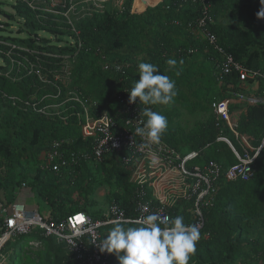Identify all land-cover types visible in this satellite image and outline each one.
<instances>
[{"label":"trees","instance_id":"obj_1","mask_svg":"<svg viewBox=\"0 0 264 264\" xmlns=\"http://www.w3.org/2000/svg\"><path fill=\"white\" fill-rule=\"evenodd\" d=\"M157 3L158 0L148 5L155 7L136 13H131V3H127L122 11H105L102 16L92 14L76 22L75 29L83 46L78 51L74 46L56 49L47 39L41 44L29 36L23 40L15 37L11 41L29 50L37 46L38 51L46 54L40 55L41 60L37 62L41 70L49 68L59 72L64 66L62 55L76 51L77 59L69 73V79L72 77L69 90L81 94L85 101L96 103L92 111L94 117L103 110L115 114L121 109L116 97L129 95L134 83L138 82V65H155L159 69L157 74L167 75L175 82L178 95L170 105L141 104L140 110L147 107L166 117L168 128L162 141L177 153L198 152L195 165L202 167L213 161L226 170L237 161L228 146L216 139L225 135L238 151L239 146L227 129L220 133L211 104L214 100L228 98L229 91L239 89L235 74L223 75L217 68L219 55L199 34L198 22L206 18L205 28L214 34L216 44L236 63L264 74V20L256 18L260 0H205L206 6L195 0ZM15 6L17 14L29 27V33L46 31L63 37L65 33L60 27H69L50 21L41 11L20 4ZM134 8L137 9L135 2ZM18 53L35 61L24 52ZM168 59L177 61L170 71L166 64ZM2 71L3 66H0V99L2 94L19 99H40L56 93L54 88L40 84L36 77L22 73L19 81H15ZM60 87L63 93L65 87ZM260 87L264 88L263 82ZM239 108V105H232L230 110ZM63 109L62 117H44L23 112L0 100V192L5 205L14 204L16 194L29 189L32 198L50 211L49 219L54 223L77 213H85L93 221L105 220L104 215L93 216L91 212L100 188H107L108 210L116 205L128 219L137 217L138 203L158 205L152 198L150 182L142 187L131 182L132 167L125 162L130 157L128 151L95 162L91 157L93 141L84 140L81 134L82 121L78 114L83 109L73 102ZM179 110L189 115L204 114L207 118L186 131L178 123ZM245 110L239 118L237 131L258 147L264 138V106H247ZM53 143L60 144V153L65 156L73 154L75 163L58 172L46 169L42 154ZM252 168L253 177L248 182H229L224 178L217 182L212 206L203 209L201 239L189 264H264V234L262 238L253 235L257 229L264 233V147ZM165 210L173 219L182 216L185 225L194 224L192 200L180 199ZM2 224L0 217V229ZM123 226L138 225L126 223ZM112 227L113 224L100 227L102 237L106 238ZM13 240L41 242L46 255L52 256L48 264H79L63 243L41 232L34 231ZM16 251L19 252L15 250L14 256ZM111 264H119L115 253L111 254Z\"/></svg>","mask_w":264,"mask_h":264},{"label":"built area","instance_id":"obj_2","mask_svg":"<svg viewBox=\"0 0 264 264\" xmlns=\"http://www.w3.org/2000/svg\"><path fill=\"white\" fill-rule=\"evenodd\" d=\"M14 1L17 2L18 0ZM23 1L33 11H41L42 13L46 11L28 4L32 0ZM195 1H201L202 6H206L205 0ZM60 3L63 5L56 7L62 9V11L58 9L59 13L63 14L65 11H69V0H60ZM198 25L199 29L201 28L199 31L201 37L219 55V60L216 62L217 68L223 75L235 74L237 89H239V91H229L228 98L214 100L211 104V113L221 129L220 133L223 134V130L227 129L239 146L238 151L225 135H221L216 139L217 142L225 143L228 146L237 161L235 165L226 170L221 164L213 161H209L202 167L197 166L194 161L199 157L198 152L181 155L163 141L158 145H153L151 152L146 149H139V145L145 142L140 137L135 136V128L143 126L139 124V121L141 119L145 120L140 115L141 104H139V101L129 104V95L117 96L116 100L120 103L121 109L117 110L115 114L103 110L94 117L92 111L96 109V103L85 101L82 95L75 91H67L65 85L61 83L60 76L69 75L64 66L59 72L56 69L49 68L41 70L37 65V62L41 60L39 56L47 55L40 51L24 50L17 47L18 44L11 41V37H0V59H3L4 62L1 73L7 77H12L11 79L14 80L16 78L20 79L21 74L25 73L26 76L36 77L40 84L54 88L56 93L44 95L40 99L34 97L19 99L2 94L0 100L23 112H31L44 117H49L53 110L64 107L70 102L79 104L83 109V112L78 114L82 121L81 134L84 140L93 141L91 155L93 160L99 163L112 154H119L123 150H127L130 157L125 159V162L131 164V182L138 187H142L149 182L151 184L155 183L157 176L166 170L176 172L182 184L177 199L193 201L192 219L194 225H199L201 229L204 225L203 209L212 206L217 182L221 178L229 182H248L253 177V163L264 147V138L258 147H254L249 137L237 131L241 112H236L237 109L231 111L230 108L232 105H242L244 107L264 106V88L260 87V83H264V74L242 67L230 55H227L216 44L214 34L205 28L206 18L201 19ZM0 26H2L1 22ZM78 35L76 36L77 39ZM28 36L38 42L37 35L34 32L27 34L26 38ZM74 47L77 51L82 49L83 46L79 39L76 40ZM18 52L26 53L35 61L28 60L26 56L20 55ZM62 59L64 65L65 58L62 57ZM5 60L11 63L9 74L5 73L8 67ZM60 86L65 87L63 93ZM249 91L250 94H246ZM59 98L60 102L57 103ZM105 113L108 114V118L102 119ZM56 116L62 117L60 114H56ZM82 158L84 159L86 156ZM42 159L44 167L53 172H58L61 168L69 167L70 164L75 163L73 154L67 157L60 153L59 143H53L47 152H43ZM153 160L156 161L155 164L152 163ZM166 204L167 201L162 198L158 200V205L155 206L148 203H138L137 217L134 219L125 218L119 207L114 205L104 215L105 220L93 221L89 215L77 213L60 223H54L49 219L50 214L45 216L38 210H30L23 204L14 203L1 208L0 211L3 223L0 229L2 230L0 233V253L5 245L14 238L27 236L31 232L37 231L45 237H54L55 240L63 243L67 252L73 255L79 264H111V254L102 253L98 248L104 239L99 232L100 227L113 224L112 221L115 220L127 221L128 224L137 225L136 222L141 217L154 213L162 218L169 217L165 210ZM33 245L38 246L37 243H33Z\"/></svg>","mask_w":264,"mask_h":264},{"label":"clouds","instance_id":"obj_3","mask_svg":"<svg viewBox=\"0 0 264 264\" xmlns=\"http://www.w3.org/2000/svg\"><path fill=\"white\" fill-rule=\"evenodd\" d=\"M260 5L256 18L264 20V0H260ZM180 63L183 64V61ZM166 64L170 71L176 67L177 61L168 59ZM138 70L139 80L129 93V104L137 101L142 105L174 103L178 92L175 82L169 76L157 74L159 69L150 63H140ZM140 115L146 118V122L143 119L139 121L143 126L135 128V136L145 141L139 145V149L151 152L153 145L161 143L168 121L165 116L147 107L140 111ZM104 118H108L107 113L102 119ZM152 163L155 164L156 161L153 160ZM112 223V230L98 248L102 253H115L119 264H189L201 239L199 225H185L183 217L179 215L173 219L150 214L141 217L135 227H124L127 221L122 220Z\"/></svg>","mask_w":264,"mask_h":264},{"label":"rangeland","instance_id":"obj_4","mask_svg":"<svg viewBox=\"0 0 264 264\" xmlns=\"http://www.w3.org/2000/svg\"><path fill=\"white\" fill-rule=\"evenodd\" d=\"M18 1L15 2L14 0H0V22L2 23V26H0V37L2 38L18 37L23 40L26 39V35L29 34V27L27 26V24H25V21L21 19V17L17 14L15 6H18V4H20L21 7H27L28 5L23 0ZM134 1L135 0H69V11L67 10L63 14L59 13V10L56 8L58 5H63L62 3H60V0H52V2H50V0H32L28 4H30L34 8L46 10L44 13L47 14L46 17L49 18L50 21L55 22L58 25H60L61 23H65L67 26H69L60 27V30L65 33L63 34V37L53 36L52 34H49L46 31H39L36 34L39 43L43 44L45 42L43 39H47L49 40V45H52L56 47V49H58L59 47L74 46L76 44V40H78L76 37L78 31L75 29L76 22H79L80 20H83L85 18H89L92 14L102 16L105 11H122L123 8L127 6V3H131V13L141 12L144 11L146 8L151 7H146L147 2H142L141 0H138L137 9H135ZM161 1L162 0H158V3H160ZM6 16H8L9 18H5ZM16 46L24 50L27 49L24 48L22 45ZM31 51H38L37 46H34ZM75 52H73L72 54L66 53L62 55V57L65 58L64 67L68 74L71 73V67L77 59V54ZM2 60L3 59H0V66L4 65V62ZM5 64L8 66L5 73L9 74L11 72V67L9 66L11 63L10 61L5 60ZM15 81H19V79L16 78ZM60 81L68 89L67 91H69L68 84H72V77L70 76L69 79V75H63L60 76ZM179 111L181 115L178 119V123L186 131L190 130L197 123L202 122L207 118V115L204 114L197 113L194 115H189L182 110ZM63 112V107L57 108L50 113L49 117L56 116V114H62ZM158 186H160L159 180L156 181L155 187ZM106 193L107 188H100L96 191V196L94 197L95 206L92 207L91 211L93 216L100 217L107 213L108 207L105 200ZM5 202L6 201L4 199V203ZM27 203L31 206H36V208L39 209L40 213H42V211H47L46 206L36 201V199H28ZM2 205L3 203L0 202V209L3 208ZM1 215L2 214L0 212V217ZM263 234V231L260 229H257L253 233L254 236H258L261 238ZM27 241L11 240L5 246L3 252L1 253L0 264H48L51 261V254L46 255L47 251L43 250L44 246L41 242H29V240ZM32 243H37L38 247L34 248V245L31 246ZM15 250H19V252H15L16 256H14ZM39 253H41V256H39ZM28 258L29 260L27 261Z\"/></svg>","mask_w":264,"mask_h":264},{"label":"crops","instance_id":"obj_5","mask_svg":"<svg viewBox=\"0 0 264 264\" xmlns=\"http://www.w3.org/2000/svg\"><path fill=\"white\" fill-rule=\"evenodd\" d=\"M152 7V6H151ZM250 93V91H249ZM255 95V94H253ZM241 108L237 109L236 112L240 111V115L239 118L245 113V109L246 107L239 105ZM239 121V120H238ZM158 174V172H157ZM160 181V186L155 187L156 182L155 183H150V188L152 190V198L158 202V200L161 198L165 199L167 201L166 207H172L177 201H179V199H177V196L179 194V192L181 191L182 188V184L180 182V180L178 179L176 172H171L169 170H166L164 172H162L161 174H159L157 176V181ZM28 199H32V195L29 189H23L21 191V193H17L16 194V200L15 203H20L23 204L26 208L30 209V210H38V208H36V206H31L30 204L27 203ZM0 202L3 203V207H6L8 205H5L6 203H4V197L2 194H0ZM1 211V209H0ZM40 212V211H39ZM42 214L45 216H48L50 214V211L47 209V211H42ZM2 217V215H1Z\"/></svg>","mask_w":264,"mask_h":264},{"label":"bare ground","instance_id":"obj_6","mask_svg":"<svg viewBox=\"0 0 264 264\" xmlns=\"http://www.w3.org/2000/svg\"><path fill=\"white\" fill-rule=\"evenodd\" d=\"M141 1L142 2H147V4H146V7H147L148 5H150L152 2H155L156 0H154V1H151V0H141ZM134 2L136 3V8H137L138 0H135Z\"/></svg>","mask_w":264,"mask_h":264},{"label":"water","instance_id":"obj_7","mask_svg":"<svg viewBox=\"0 0 264 264\" xmlns=\"http://www.w3.org/2000/svg\"><path fill=\"white\" fill-rule=\"evenodd\" d=\"M158 4H159V3H158ZM5 18H7V19H8L9 17H8V16H6Z\"/></svg>","mask_w":264,"mask_h":264}]
</instances>
